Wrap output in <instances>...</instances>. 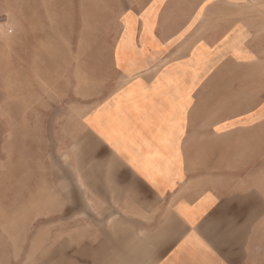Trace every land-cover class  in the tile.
<instances>
[{
  "label": "rangeland",
  "instance_id": "rangeland-1",
  "mask_svg": "<svg viewBox=\"0 0 264 264\" xmlns=\"http://www.w3.org/2000/svg\"><path fill=\"white\" fill-rule=\"evenodd\" d=\"M215 145L262 183L264 0H0V264H118L92 188Z\"/></svg>",
  "mask_w": 264,
  "mask_h": 264
},
{
  "label": "crops",
  "instance_id": "crops-1",
  "mask_svg": "<svg viewBox=\"0 0 264 264\" xmlns=\"http://www.w3.org/2000/svg\"><path fill=\"white\" fill-rule=\"evenodd\" d=\"M221 146L210 149L208 172L194 175L189 154L167 147L146 155L149 166L111 174L110 188H92L119 222L103 231L118 238V264H264V174L260 183L240 171L239 150Z\"/></svg>",
  "mask_w": 264,
  "mask_h": 264
}]
</instances>
